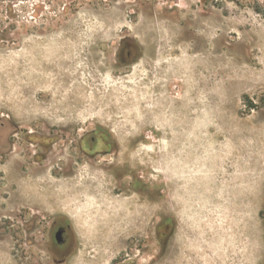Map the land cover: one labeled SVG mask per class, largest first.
Wrapping results in <instances>:
<instances>
[{
  "label": "rangeland",
  "instance_id": "1",
  "mask_svg": "<svg viewBox=\"0 0 264 264\" xmlns=\"http://www.w3.org/2000/svg\"><path fill=\"white\" fill-rule=\"evenodd\" d=\"M0 264H264V0H0Z\"/></svg>",
  "mask_w": 264,
  "mask_h": 264
},
{
  "label": "flooded vegetation",
  "instance_id": "2",
  "mask_svg": "<svg viewBox=\"0 0 264 264\" xmlns=\"http://www.w3.org/2000/svg\"><path fill=\"white\" fill-rule=\"evenodd\" d=\"M141 48V44L133 39V37H122L114 55V70L117 72H127L138 66L144 59V51ZM148 59V63L154 62L153 55L149 56ZM78 145L83 150L88 149L84 136L80 137ZM52 233L54 249L62 257L60 263H63L75 247L72 226L61 216H57L52 224Z\"/></svg>",
  "mask_w": 264,
  "mask_h": 264
},
{
  "label": "water",
  "instance_id": "3",
  "mask_svg": "<svg viewBox=\"0 0 264 264\" xmlns=\"http://www.w3.org/2000/svg\"><path fill=\"white\" fill-rule=\"evenodd\" d=\"M60 242V241H59Z\"/></svg>",
  "mask_w": 264,
  "mask_h": 264
}]
</instances>
